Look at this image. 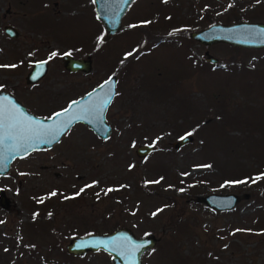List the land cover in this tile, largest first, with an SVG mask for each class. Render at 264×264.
<instances>
[{"label":"rangeland","instance_id":"1","mask_svg":"<svg viewBox=\"0 0 264 264\" xmlns=\"http://www.w3.org/2000/svg\"><path fill=\"white\" fill-rule=\"evenodd\" d=\"M242 19L264 21V0H133L104 39L92 0H0V65H16L0 67V89L33 113L48 116L118 77L108 139L77 123L0 175V264H111L103 251L74 255L65 245L121 225L159 237L144 264H264V178L243 176L264 173V48L189 35ZM65 53L89 58L90 71L65 69ZM40 59L48 70L28 83ZM187 133L189 142L172 145ZM147 143L154 149L138 156ZM211 192L238 200L218 209L201 200Z\"/></svg>","mask_w":264,"mask_h":264},{"label":"water","instance_id":"2","mask_svg":"<svg viewBox=\"0 0 264 264\" xmlns=\"http://www.w3.org/2000/svg\"><path fill=\"white\" fill-rule=\"evenodd\" d=\"M132 1L133 0H126V2L125 0H92L96 16L102 23L105 32L104 39L119 31L122 25V17ZM5 29L10 36L17 34V30L12 25H6ZM190 36L203 44L222 42L244 48H264V21H249L244 19L232 22L216 21L204 28L192 30ZM205 53L208 61H217V57L209 54L208 51ZM63 59L64 66L69 71H76L79 69L89 71L91 69V61L89 58L74 57L72 54L67 53L63 55ZM44 61L47 60L40 59L32 63L26 74L28 83H35L45 75L48 69V61L46 63H41ZM110 77L111 85H105V87L101 89L100 86L103 85L105 81L109 80ZM116 82L117 75H109L84 94L71 100L79 102L77 105L73 106V109L78 112L79 108L82 105L88 104L90 99L97 100L98 98L105 97L106 94H111L113 99L116 92ZM89 93H92L91 98L88 95ZM69 103L65 107L54 111L49 116H41L30 111L11 91L3 88L0 89V104H3L9 109H13V106L19 109L23 117H27L33 124L37 122H41L45 125L60 124L66 117L61 116L57 118L53 114L68 107ZM108 106L102 114V119H92L89 117L87 119L73 121L64 134L59 135L55 140H51V142H49L48 139L30 141L25 145L27 151H25V147L13 151L8 147L7 142L4 145H0V175L6 174L9 171L11 162L15 158L23 157L35 150L52 147L76 123L87 125L101 138H109L112 128L106 118ZM23 117H21V119ZM50 117L51 119H49ZM14 131L18 137L21 135L18 129ZM183 136L186 138L183 140L180 138L174 140L172 145L174 147H179L192 139L191 135L187 136L185 134ZM17 142L23 143V141L19 139ZM153 149L154 146L152 144H139L135 152L138 156H144ZM201 200L212 207L228 209L235 205L238 200V195L230 192H211L202 196ZM0 201L4 206L7 204L3 191L0 192ZM158 239L159 237L152 232L143 236H137L130 227L121 225L109 231L91 232L72 236L66 243L65 248L68 253L74 255H82L88 251L95 252L103 250L111 256L112 264H142L141 258L143 253L155 246Z\"/></svg>","mask_w":264,"mask_h":264},{"label":"snow or ice","instance_id":"3","mask_svg":"<svg viewBox=\"0 0 264 264\" xmlns=\"http://www.w3.org/2000/svg\"><path fill=\"white\" fill-rule=\"evenodd\" d=\"M56 55L57 53L53 52L50 55L49 59ZM127 55H131V53H128ZM46 62L47 61L41 63ZM0 67H16V65H0ZM105 85H111V77L109 78V80L105 81L103 85L100 86L101 89H103ZM88 95L91 98L92 93H89ZM111 99V94H106L105 97L98 98L97 100L90 99L89 103L86 105H82L79 108L78 112L73 109V106L77 105L79 102L75 100L71 101L68 107L53 114L57 118L61 116L66 117L63 122L54 125H45L41 122L33 124L27 117H23V114L20 113L19 109L14 108V106L13 109H9L3 104H0V145H4L7 142L8 147L11 150L16 151L21 147H25V145H27L30 141H42L44 139H48L49 142H51V140H55L59 135L64 134L69 126L73 123V121L87 119L89 117H91L92 119H102V114L111 102ZM21 117L23 118L21 119ZM49 119H51V117ZM16 129H18L21 133L19 137L14 131ZM186 135L190 136L192 135V133H187ZM185 138L186 137L184 136L180 137V139L182 140ZM18 139L22 140L23 143H18ZM25 151H27L26 147ZM261 178H264V173H262L258 177H255L252 182L255 183ZM243 182L244 181H239L237 183ZM156 183H158V181H156ZM88 187H90V185ZM81 191H83V189H81ZM108 191H112V189H109ZM50 195L55 196L56 193L52 192ZM76 195H79V193H77ZM155 214L156 213H153V215ZM237 231L241 230L237 229Z\"/></svg>","mask_w":264,"mask_h":264},{"label":"trees","instance_id":"4","mask_svg":"<svg viewBox=\"0 0 264 264\" xmlns=\"http://www.w3.org/2000/svg\"><path fill=\"white\" fill-rule=\"evenodd\" d=\"M207 12H205V11H203V17L204 18H206V16H207ZM207 19V18H206ZM230 137H231V135H230ZM232 138V137H231ZM237 137H234V138H232V141H231V143H229V144H226V149L229 151V150H231L232 148H233V139H236ZM234 146H235V144H234ZM222 148H223V144H222ZM230 154H232V153H230ZM245 172V174L243 175V176H245L247 179H254L255 177H258V176H260L261 175V173H260V170H256V171H248V170H246V171H244ZM257 182V181H256ZM198 183V182H197ZM178 185V184H177Z\"/></svg>","mask_w":264,"mask_h":264},{"label":"flooded vegetation","instance_id":"5","mask_svg":"<svg viewBox=\"0 0 264 264\" xmlns=\"http://www.w3.org/2000/svg\"><path fill=\"white\" fill-rule=\"evenodd\" d=\"M6 25H11V24H4L3 25V31H4V33H6L7 34V32H6ZM13 26V25H12ZM192 30H190V32H191ZM190 32H189V34H190ZM74 56V55H73ZM76 57V56H75ZM66 69V68H65ZM48 70V69H47ZM68 70V69H67ZM69 71V70H68ZM82 72V73H86V72H88V71H85V70H83V69H79V70H76V71H72V72ZM90 71V70H89ZM74 126V125H73ZM72 126V127H73ZM87 126V125H86ZM90 128V127H89ZM91 130V129H90ZM113 130V129H112ZM92 131V130H91ZM93 132V131H92ZM94 133V132H93ZM112 133V132H111ZM97 137H99L96 133H94ZM111 135V134H110ZM99 138H101V137H99ZM102 139V138H101ZM103 140H105V139H103ZM0 204L1 205H3L2 204V202L0 201ZM4 206V205H3ZM147 252V251H146ZM87 253H95V252H92V251H88V252H86V253H84V254H82V255H85V254H87ZM109 255V254H108ZM143 255H144V253H143ZM143 255H142V264H144V262H143ZM110 256V255H109ZM110 259H111V256H110ZM111 264H112V260H111Z\"/></svg>","mask_w":264,"mask_h":264}]
</instances>
